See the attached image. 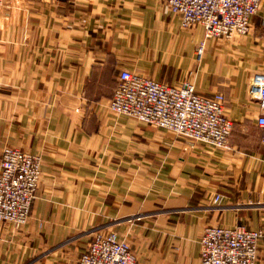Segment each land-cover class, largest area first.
<instances>
[{
	"label": "crops",
	"instance_id": "0c3cea01",
	"mask_svg": "<svg viewBox=\"0 0 264 264\" xmlns=\"http://www.w3.org/2000/svg\"><path fill=\"white\" fill-rule=\"evenodd\" d=\"M121 70L221 94L230 149L113 115ZM263 71L264 0L247 35L210 40L162 0H3L0 153L39 157L42 176L27 223L0 224V264H77L111 232L136 264H200L207 227L264 234V143L248 94Z\"/></svg>",
	"mask_w": 264,
	"mask_h": 264
},
{
	"label": "built area",
	"instance_id": "2783aa9c",
	"mask_svg": "<svg viewBox=\"0 0 264 264\" xmlns=\"http://www.w3.org/2000/svg\"><path fill=\"white\" fill-rule=\"evenodd\" d=\"M60 1V0H49ZM177 16L180 26H201L204 39L245 36L250 19L258 12L260 0H162ZM3 0H0V6ZM204 41L195 54H204ZM248 94L258 102L256 125L264 143V71L249 80ZM107 108L115 116H127L140 123L167 130L176 136L229 150L234 124L225 114L221 94H199L190 82L169 86L150 78L121 70ZM40 158L12 147L0 153V224L17 228L27 223L32 201L41 181ZM221 196L213 198V204ZM262 231L207 227L200 239V264H255ZM77 264H136L126 240L115 233L98 234L79 257Z\"/></svg>",
	"mask_w": 264,
	"mask_h": 264
}]
</instances>
